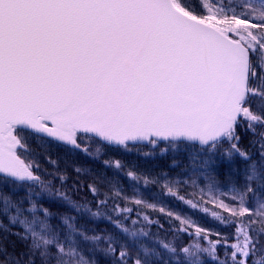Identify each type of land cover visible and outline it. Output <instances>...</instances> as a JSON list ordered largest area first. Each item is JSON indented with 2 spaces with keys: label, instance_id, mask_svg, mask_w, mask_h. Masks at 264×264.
<instances>
[{
  "label": "snow or ice",
  "instance_id": "1",
  "mask_svg": "<svg viewBox=\"0 0 264 264\" xmlns=\"http://www.w3.org/2000/svg\"><path fill=\"white\" fill-rule=\"evenodd\" d=\"M0 264H264V0H0Z\"/></svg>",
  "mask_w": 264,
  "mask_h": 264
},
{
  "label": "rangeland",
  "instance_id": "2",
  "mask_svg": "<svg viewBox=\"0 0 264 264\" xmlns=\"http://www.w3.org/2000/svg\"><path fill=\"white\" fill-rule=\"evenodd\" d=\"M125 160H135L137 162L133 163V164H138L139 167L144 168V169H149V168H155V171H159L160 168V161H152L149 162L147 160L141 159L139 156H135V155H129L124 157ZM115 163V162H113ZM93 167L95 168H99L100 165H93ZM153 231H155V229H153Z\"/></svg>",
  "mask_w": 264,
  "mask_h": 264
},
{
  "label": "trees",
  "instance_id": "3",
  "mask_svg": "<svg viewBox=\"0 0 264 264\" xmlns=\"http://www.w3.org/2000/svg\"><path fill=\"white\" fill-rule=\"evenodd\" d=\"M245 144H246V141L244 142ZM242 146H244V144H242ZM129 162H131V163H135V162H137V161H135V160H128ZM93 168H95V167H93ZM98 169V168H97Z\"/></svg>",
  "mask_w": 264,
  "mask_h": 264
}]
</instances>
